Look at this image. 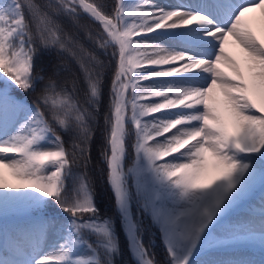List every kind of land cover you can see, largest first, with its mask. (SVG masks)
<instances>
[{
    "label": "snow or ice",
    "instance_id": "1",
    "mask_svg": "<svg viewBox=\"0 0 264 264\" xmlns=\"http://www.w3.org/2000/svg\"><path fill=\"white\" fill-rule=\"evenodd\" d=\"M157 240L264 264V0H0V264H161Z\"/></svg>",
    "mask_w": 264,
    "mask_h": 264
},
{
    "label": "trees",
    "instance_id": "2",
    "mask_svg": "<svg viewBox=\"0 0 264 264\" xmlns=\"http://www.w3.org/2000/svg\"><path fill=\"white\" fill-rule=\"evenodd\" d=\"M38 3H43V0H37ZM89 24V27L93 34L97 33L100 30V25L97 23H93L90 20L86 21ZM81 42L84 43L85 47L91 49L93 46L85 39L83 33H81L80 36ZM44 59L51 64L56 65L57 67H61L62 65H68L72 71L77 72L78 75H80L79 70L77 68L76 63L73 59L69 57L68 54H61L57 52L55 49L51 51L50 55H45ZM68 73L61 72L60 77H57L58 80H63L65 76H67ZM105 93H107V89L105 88ZM29 99H32L30 96ZM107 102V95H105V103ZM101 125L103 124V119L101 118L100 121ZM100 132L97 131L96 133V139H94L92 143V160L88 165V178L89 183L91 185V188L94 193V198L97 206L99 207L102 215H112L113 214V200L111 198V191L109 189L108 184L106 183V173L104 171V166L99 162V152H100ZM65 139L67 140L68 137L65 136ZM259 189H257L258 191ZM256 191V192H257ZM256 194V193H255ZM255 198V196H254ZM145 224H148V221L145 220ZM153 231H155L153 229ZM147 239V238H146ZM247 251H252L255 256L259 255V252L255 249H249ZM156 259L163 264V259L158 257V254L155 253ZM123 260L126 262V264H131L130 261V254L125 253Z\"/></svg>",
    "mask_w": 264,
    "mask_h": 264
},
{
    "label": "rangeland",
    "instance_id": "3",
    "mask_svg": "<svg viewBox=\"0 0 264 264\" xmlns=\"http://www.w3.org/2000/svg\"><path fill=\"white\" fill-rule=\"evenodd\" d=\"M159 2L164 3V4H168V3H175L176 0H159ZM254 200L255 201L259 200V190L256 192ZM153 232H155V231H153ZM153 251L155 253H157L158 257L163 259V261L165 260V249H164L163 245L158 240L155 241V248L153 249ZM255 257L258 259L259 255H256Z\"/></svg>",
    "mask_w": 264,
    "mask_h": 264
}]
</instances>
